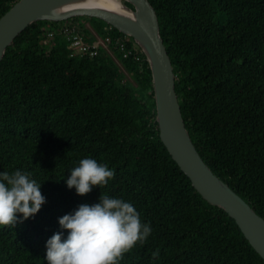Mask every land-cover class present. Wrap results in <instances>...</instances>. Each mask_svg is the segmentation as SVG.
<instances>
[{
	"label": "trees",
	"instance_id": "16d2710c",
	"mask_svg": "<svg viewBox=\"0 0 264 264\" xmlns=\"http://www.w3.org/2000/svg\"><path fill=\"white\" fill-rule=\"evenodd\" d=\"M20 0H0V19ZM176 75L186 127L216 176L264 218V0H149ZM127 6H134L125 2ZM126 36L76 17L32 24L0 63V171H29L46 203L0 226V264H46L58 218L100 194L132 202L151 227L123 264H264L236 222L205 201L161 141L152 74L142 60L73 58L66 38ZM132 41H134L131 38ZM91 156L114 169L79 196L64 179Z\"/></svg>",
	"mask_w": 264,
	"mask_h": 264
},
{
	"label": "water",
	"instance_id": "95a60500",
	"mask_svg": "<svg viewBox=\"0 0 264 264\" xmlns=\"http://www.w3.org/2000/svg\"><path fill=\"white\" fill-rule=\"evenodd\" d=\"M76 17L101 19L139 46L152 74L161 141L203 199L224 210L264 260V218L215 175L192 141L176 92L174 67L149 0H20L0 19V63L8 47L32 24Z\"/></svg>",
	"mask_w": 264,
	"mask_h": 264
},
{
	"label": "clouds",
	"instance_id": "9594fccd",
	"mask_svg": "<svg viewBox=\"0 0 264 264\" xmlns=\"http://www.w3.org/2000/svg\"><path fill=\"white\" fill-rule=\"evenodd\" d=\"M68 173L64 183L79 196L107 185L115 175L91 156L79 159ZM41 185L29 171H0V226H15L36 215L46 203ZM58 225L60 231L45 242L46 264H123V254L151 232L132 202L107 194L59 217Z\"/></svg>",
	"mask_w": 264,
	"mask_h": 264
},
{
	"label": "built area",
	"instance_id": "2783aa9c",
	"mask_svg": "<svg viewBox=\"0 0 264 264\" xmlns=\"http://www.w3.org/2000/svg\"><path fill=\"white\" fill-rule=\"evenodd\" d=\"M57 34L64 36L69 43L71 50L70 56L73 58H96L102 50H105L113 58L118 52L124 58H133L136 61L142 60V50L128 36L111 37L104 39L97 38L94 42L88 43L80 34L78 29L71 25H62L58 31H50L47 35V41L53 39Z\"/></svg>",
	"mask_w": 264,
	"mask_h": 264
},
{
	"label": "crops",
	"instance_id": "0c3cea01",
	"mask_svg": "<svg viewBox=\"0 0 264 264\" xmlns=\"http://www.w3.org/2000/svg\"><path fill=\"white\" fill-rule=\"evenodd\" d=\"M114 58H116V56Z\"/></svg>",
	"mask_w": 264,
	"mask_h": 264
}]
</instances>
